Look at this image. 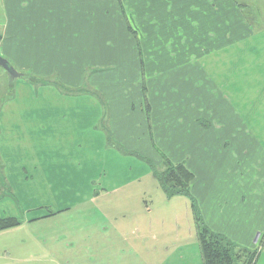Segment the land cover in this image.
I'll use <instances>...</instances> for the list:
<instances>
[{"label":"rangeland","instance_id":"rangeland-1","mask_svg":"<svg viewBox=\"0 0 264 264\" xmlns=\"http://www.w3.org/2000/svg\"><path fill=\"white\" fill-rule=\"evenodd\" d=\"M102 1L96 10L84 2L63 14L12 11L27 25L19 34L22 41L33 38L31 27L39 21L52 26L56 19L60 28L43 27L52 40L42 34L46 42L38 61L28 55L15 66L0 51L24 74L11 79L0 67V220L18 222L0 229V264H202L190 198L168 196L153 175L154 169L166 168L164 158L191 164V169L185 166L193 175L189 193L205 226L240 250L255 251L252 264H264V174H242L250 183L242 193L248 194L214 199V212L213 192L202 199L193 187L203 177L192 164L199 147L194 126L165 117L160 104L154 108L148 101L157 81L174 80L152 51L184 52L213 81V44L177 46L159 42L160 36L155 45L141 44L136 14L123 3L117 10L130 39L105 34L95 26ZM103 12L111 20L118 16L109 7ZM149 21L157 23L154 15ZM195 50L201 60H193ZM170 96L182 98L174 91ZM114 102L119 105L111 109ZM209 121L199 119L205 127ZM190 129L181 140L170 137ZM227 175L232 182L241 174ZM47 213L51 216L37 218ZM214 223L222 233L213 230ZM247 256L241 252L237 264Z\"/></svg>","mask_w":264,"mask_h":264},{"label":"crops","instance_id":"crops-1","mask_svg":"<svg viewBox=\"0 0 264 264\" xmlns=\"http://www.w3.org/2000/svg\"><path fill=\"white\" fill-rule=\"evenodd\" d=\"M97 1L0 0V14L3 16V22L0 23V51L15 66L16 60L27 58L28 55H32L33 61H38L46 42L41 37L42 34L49 35L50 41L52 40L50 29L43 27L60 28L56 25V19L52 26L43 25L39 21L38 27H31L36 29L33 38L24 40L25 44L19 34L26 30L27 25H24L20 16L12 13L13 10L33 12L50 9L63 14L67 7L72 8L78 4L84 6V2L88 10L91 7L96 10ZM122 3L129 12L136 14V23L143 30L142 34L137 33L141 44L155 45L159 36V42L177 46L188 43L213 44V81L198 63H191V57H186L184 52L164 54L165 52L152 51V54H156L152 57L158 60L163 72L167 73V77L174 76V80L165 79L162 83L157 81L154 89L156 93L153 91L148 101L154 108H158L160 104L166 111L165 113L163 110L165 117L175 116L180 124L186 119L190 126H194L196 137L193 140L198 139L199 147L192 164L203 174L202 180L193 186L197 190L195 195L205 199L207 193L213 192V211L216 212L214 199L226 198L238 192L241 193L237 195L248 194L242 193L250 187L248 178L242 174H264V0H103L98 11L101 18L95 24L100 32L119 34L122 39H130L127 26L117 10L118 7L124 8ZM107 7L118 15L113 20L103 12ZM167 14L170 20H167ZM153 15L157 23L147 22ZM76 19L83 21L80 14L76 15ZM196 50L193 53L194 61L203 57L200 50L197 54ZM123 51L122 49L119 55L121 61ZM134 63L137 64V60ZM19 67L20 70L25 69L24 65ZM175 68H178V72L173 71ZM203 77H207L208 81L203 82ZM203 83L207 84V91L201 88ZM170 89L180 94L181 101L171 100ZM161 101L164 102L163 105ZM112 105L111 109H115L119 103L114 102ZM181 106L182 110L178 111ZM176 109L177 113L171 112ZM128 110L129 104L126 111ZM211 111L213 121L209 119ZM157 114H163L162 110L158 109ZM201 118L210 120L209 127L199 122ZM113 124L116 132L117 129L121 131L117 123ZM191 130L183 131L177 137L170 133V137L172 140H181L185 138H180L181 135ZM125 136L124 130L123 138L126 140ZM171 161L178 163L183 160ZM185 166L191 169V164L186 163ZM233 173L241 175L230 182L233 179L227 174ZM226 178L228 180L223 182ZM211 188L213 190L208 191ZM48 216L51 214L37 218ZM213 227H216L213 230L223 231L215 223Z\"/></svg>","mask_w":264,"mask_h":264},{"label":"trees","instance_id":"trees-1","mask_svg":"<svg viewBox=\"0 0 264 264\" xmlns=\"http://www.w3.org/2000/svg\"><path fill=\"white\" fill-rule=\"evenodd\" d=\"M29 77H34L27 75ZM166 168L162 171L154 169L153 175L159 182L162 190L168 195L181 194L188 196L192 203V209L195 214L197 238L199 243L202 264H237L241 252H246L247 260L244 264H252L256 252H249L239 249L234 242L226 236L211 231L201 218L197 215L196 206L189 193V183L192 180V173L183 163L172 164L164 158ZM18 222L12 218L0 220V229L15 225Z\"/></svg>","mask_w":264,"mask_h":264},{"label":"water","instance_id":"water-1","mask_svg":"<svg viewBox=\"0 0 264 264\" xmlns=\"http://www.w3.org/2000/svg\"><path fill=\"white\" fill-rule=\"evenodd\" d=\"M0 67L7 72V74L10 76L11 79L24 75L23 73L18 72L9 62V60H7L5 57L1 55H0Z\"/></svg>","mask_w":264,"mask_h":264}]
</instances>
